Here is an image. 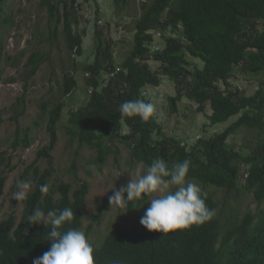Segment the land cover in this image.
I'll return each instance as SVG.
<instances>
[{"label": "trees", "instance_id": "1", "mask_svg": "<svg viewBox=\"0 0 264 264\" xmlns=\"http://www.w3.org/2000/svg\"><path fill=\"white\" fill-rule=\"evenodd\" d=\"M7 1L0 0V21ZM128 1L114 0L115 12L119 13ZM42 3L49 19L55 22L51 37L57 36L61 25L68 51L81 56L86 29L73 27L79 23L78 0ZM98 10L93 19V62L78 65L72 59V71L62 74L59 100L43 104L49 143L20 175L19 180L28 181L32 174L33 188L23 201L19 220L13 213L0 220V264H32L34 258L49 250L50 242L44 239L47 229L43 225L30 226L26 220L35 207L45 212L71 207L75 215L66 227L81 230L89 190L86 181L75 188L61 182L56 187L57 197L39 191L41 184L48 185L54 172L50 151L57 141L56 127L65 108L63 99L79 85L86 89L87 98L69 111L65 131L71 142L76 140L80 146L95 149L96 162L102 163L109 153H116L112 142L121 140L138 163L143 161L148 166L153 159L162 158L171 166L187 159V179L226 192H251L258 203H264V0H142L140 14L133 22L132 46L119 64L110 48L111 37L104 39ZM3 19L7 21L8 17ZM155 36L162 40L161 47ZM2 53L0 39V61ZM41 60L36 53L28 57V77L37 71ZM150 61L158 62L159 71L152 69ZM78 70L84 77L83 84L75 75ZM235 71L259 78L252 95L231 85ZM162 76L176 84V94L168 97L172 105L176 106L183 97L194 102L197 111L204 112L209 105L211 112L207 116L213 125L233 116L238 118L212 136L203 134L192 145L166 132L155 115L147 122L138 116L122 119L119 106L135 99L151 101L144 91L158 86ZM243 128L258 131L257 141L237 149L228 139ZM18 135L16 130L13 146L20 139L27 146L28 136ZM41 156L47 160L44 169L36 163ZM6 179V170H1L0 194ZM147 201L136 206L140 208ZM206 204L216 211L218 203L212 195H206ZM105 205L103 200L92 216L96 224ZM10 231L15 240L9 239ZM93 246L94 264H264V208L256 213L247 211L241 218L231 216L224 222L215 214L201 225L167 235L150 232L141 223L132 228L117 223L99 245Z\"/></svg>", "mask_w": 264, "mask_h": 264}, {"label": "rangeland", "instance_id": "2", "mask_svg": "<svg viewBox=\"0 0 264 264\" xmlns=\"http://www.w3.org/2000/svg\"><path fill=\"white\" fill-rule=\"evenodd\" d=\"M141 1L129 0L121 11L116 13L114 0H78L79 23L73 27L78 30L86 29L81 56H74L68 51L60 33L61 25L58 26L57 36L51 37L55 22L49 19L47 7L42 0L6 2L0 21V39L3 44L0 61V171L6 170L7 179L0 194V220L9 213H13L17 221L19 220L24 204L23 201L12 199L16 181L20 179L23 170L38 157L39 150L49 143L43 104L46 101L55 103L59 100L62 74L72 71V59L78 65L94 60L93 19L96 16V8L99 9L98 23L104 28V39L111 37L110 48L115 63L119 64L132 46L133 22L140 14ZM4 17H8V20L5 21ZM155 41L158 46H162L163 42L158 36H155ZM34 53L42 60L37 71L28 77L25 63ZM188 59L201 65L197 59ZM150 65L154 71H159L158 62L150 61ZM75 75L80 84H83L84 77L80 70L76 71ZM259 81L257 77H246L238 71H235L230 80L232 86L240 87L246 95L255 92ZM144 93L155 103L154 115L164 130L187 145L194 144L203 134L209 137L222 131L238 118L233 116L224 123L213 125L207 116L211 112L209 105L204 112L197 111V105L184 97L176 106L172 105L168 97L176 94V84L165 76L161 77L158 86L150 87ZM86 98V89L79 85L63 99L65 108L56 127L57 141L50 151L54 172L48 182V192L57 197L59 193L56 187L61 182L69 183L72 188L77 187L81 181L88 183L81 231L85 232L92 245H99L104 235L117 223L127 228L138 226L150 204H147V201L140 209L137 206L132 210L110 209L108 197L112 195L111 190L126 186L139 170L140 163L131 156L130 148L121 140L112 142L116 153H109L102 163L95 161V149L80 146L76 140H69L65 131L69 111L80 106ZM16 130L19 131V138L24 134L28 136L27 146L23 145L21 139L13 146ZM257 133L256 130L243 128L232 134L228 142L237 149L241 145L250 146L249 142L256 143ZM36 163L40 169L47 166V160L43 156L39 157ZM92 165L95 166L94 169L90 167ZM29 177L28 181L33 188L32 174ZM192 181L198 183L206 195H212L217 201L215 214L219 215L222 222L231 216L241 218L247 211L256 213L264 208V203H258L251 192H226L221 188ZM103 200H106L104 212L100 222L96 224L92 216L98 211ZM91 224L93 226L88 230Z\"/></svg>", "mask_w": 264, "mask_h": 264}, {"label": "clouds", "instance_id": "3", "mask_svg": "<svg viewBox=\"0 0 264 264\" xmlns=\"http://www.w3.org/2000/svg\"><path fill=\"white\" fill-rule=\"evenodd\" d=\"M155 111L154 102L142 99L125 101L119 106L122 119L138 116L147 122ZM90 167L95 168L94 165ZM189 170L190 161L187 159L171 166L162 158L153 159L148 166L141 161L139 170L126 186L111 190L112 195L108 197L110 209H126L130 204L135 207L138 202L147 199L150 207L141 217L140 223L150 232L165 235L210 221L215 210L207 206L206 193L200 185L187 179ZM15 187L12 199L25 201L32 189L31 183L18 179ZM39 191L47 193L48 185L41 184ZM74 215L71 207L53 208L47 212L40 207L32 209L31 214L26 217L28 224L43 225L47 229L44 239L50 242L49 250L34 258L32 264H94L95 249L85 232L66 227L71 225ZM8 236L15 240L12 231Z\"/></svg>", "mask_w": 264, "mask_h": 264}, {"label": "built area", "instance_id": "4", "mask_svg": "<svg viewBox=\"0 0 264 264\" xmlns=\"http://www.w3.org/2000/svg\"><path fill=\"white\" fill-rule=\"evenodd\" d=\"M98 22H100V20H98ZM159 36V34H157ZM145 92V91H144Z\"/></svg>", "mask_w": 264, "mask_h": 264}]
</instances>
